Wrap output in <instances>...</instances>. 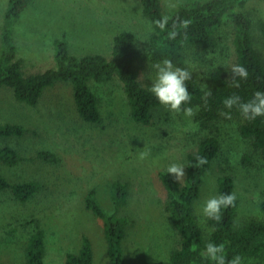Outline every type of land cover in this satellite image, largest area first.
I'll return each mask as SVG.
<instances>
[{
	"label": "rangeland",
	"instance_id": "374dc122",
	"mask_svg": "<svg viewBox=\"0 0 264 264\" xmlns=\"http://www.w3.org/2000/svg\"><path fill=\"white\" fill-rule=\"evenodd\" d=\"M162 13L169 17L182 7L206 0H159ZM169 4L175 7H169ZM7 0H0V26ZM253 24V42L264 57V40L257 23L264 20V0L247 7ZM214 53H186L192 74L205 85L209 72L222 67L229 72L236 64L233 46L234 26L226 18ZM129 31L136 37V48H143L152 24L142 12L139 0H29L13 25V41L21 71L27 76L53 67L54 41L65 40L76 56L100 53L109 56L113 37ZM136 78L152 86L157 69L145 63L135 67ZM98 98L101 123L92 125L78 115L69 84L47 88L35 107L18 102L11 90H0V122L18 123L27 133L8 141L25 156L49 150L59 158L56 164L41 161L2 168L12 183L36 181L40 189L25 203L16 201L10 191L0 192V264H27L30 234L38 225L44 231V264H65L66 254L76 253L81 237L92 244L93 264H110L102 222L85 206L86 193L94 188L102 208L113 211L110 197L115 181L128 185L127 205L120 214L129 216L131 225L124 241L126 264H163L178 246L179 235L164 212L166 191L158 178L172 164L186 167V157L196 150L198 140L213 132L221 141V151L203 177L194 213L205 236L210 232L205 201L217 196V179L229 174L239 207L236 221L263 218L264 157L251 141L241 137L238 117L223 118L209 128L195 115L187 117L160 105L150 125L136 124L123 87L117 78L106 83L90 82ZM185 104L182 109L186 108ZM147 153L144 159L140 152ZM245 157H249L246 160ZM245 159V160H244ZM184 177L179 181L184 183ZM241 264H264V255L247 258Z\"/></svg>",
	"mask_w": 264,
	"mask_h": 264
},
{
	"label": "trees",
	"instance_id": "16d2710c",
	"mask_svg": "<svg viewBox=\"0 0 264 264\" xmlns=\"http://www.w3.org/2000/svg\"><path fill=\"white\" fill-rule=\"evenodd\" d=\"M29 0H7L3 24L0 26V90H11L16 101L35 107L47 88L57 83L69 84L79 117L86 123L98 125L102 117L98 98L90 87V82L106 83L117 78L123 87L130 109L131 119L139 125H150L153 112L161 104L149 88L145 87L135 75L138 63L151 66L171 60L174 67L190 73L187 80L191 100L185 105L198 109V119L205 128L223 119L222 112L238 117V131L244 139L251 141L253 148L264 157V116L254 120L246 119L237 106L228 109L225 98L236 94L242 102L253 98L256 91L264 92V57L253 42V24L247 7L254 0H206L190 7H182L169 16L168 24L161 30L156 21L164 17L159 0H139L142 12L152 24L143 48H136V37L129 31H120L112 40L109 56L100 53L76 56L70 53L65 40L54 41V66L43 72L23 75L22 60L17 57L13 41V25L20 17ZM226 18L234 26L233 46L236 64L247 68L246 80L235 77L239 87L233 86L231 70L214 67L202 85L192 74L186 53H214L219 45L220 30ZM190 23L185 28L182 21ZM175 25V28L173 27ZM257 29L264 40V20H259ZM178 34L170 39L168 32ZM211 93L210 95L208 93ZM27 129L18 123L0 122V192L10 191L13 198L21 203L27 202L41 187L36 181L10 182L2 168H12L25 162L41 161L56 164L59 158L49 150H41L32 156H25L14 149L8 141L23 137ZM221 151V141L211 132L198 140L196 150L186 157L185 179L181 184L167 169L158 173V178L166 191L164 212L179 235V243L163 264H214L203 253L209 242L223 244L227 260L239 255L242 260L264 255V217H249L241 224L236 221L239 203L221 209L220 220L207 218L209 234L205 236L194 213V202L200 195L203 177L210 170L214 159ZM206 158L200 165L197 158ZM249 160V157H245ZM244 159V160H245ZM234 179L231 175H221L217 179V196L234 193ZM110 197L113 211L108 212L100 205L96 190L90 189L85 196V206L102 222L110 264H126L124 241L131 225L129 216L120 214L127 205L128 185L115 181L111 185ZM264 216V199L260 203ZM44 231L37 225L27 243V264H44ZM65 264H93V251L90 239L83 235L76 253L66 254ZM153 264V263H134Z\"/></svg>",
	"mask_w": 264,
	"mask_h": 264
},
{
	"label": "clouds",
	"instance_id": "9594fccd",
	"mask_svg": "<svg viewBox=\"0 0 264 264\" xmlns=\"http://www.w3.org/2000/svg\"><path fill=\"white\" fill-rule=\"evenodd\" d=\"M169 7H175L173 4H169ZM169 17L164 16L160 20L156 21V25L164 30L168 24ZM190 21H182V26L187 27ZM175 28V25L173 26ZM175 30L169 31L168 36L170 39H175L177 36ZM157 69V76L152 86L149 90L153 93L158 102L171 111L179 114L183 111V114L187 117H192L195 115V111L192 107H186L182 109V105L189 103L191 96L186 86V81L191 78L190 73L180 67H174L171 60H165L163 64L155 65ZM233 76V86L239 87V82L235 80V77H240L246 80L249 76V72L246 67L242 65H233L231 68ZM211 94L210 92L208 93ZM223 104L226 108L231 109L233 106H237L241 114L246 119L254 120L257 117L264 116V92L256 91L253 94V98L247 102H242L239 95H232L231 97L225 98ZM198 110V109H197ZM227 119H231V114L229 112H222ZM147 153L141 151L140 158L144 159ZM198 163L203 165L207 163L206 158L198 157ZM169 174H174L176 179L180 181L185 173L184 167L172 164L167 169ZM236 200V195L234 193L222 194L218 197H212L205 201L203 206V213L210 219L220 220L221 209L227 208L229 206H234ZM225 248L223 244H215L209 242L205 246V252L203 255L214 262V264H241L242 258L237 255L231 260H227L224 255Z\"/></svg>",
	"mask_w": 264,
	"mask_h": 264
}]
</instances>
